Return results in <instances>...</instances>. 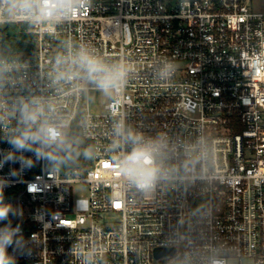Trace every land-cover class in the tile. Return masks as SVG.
Segmentation results:
<instances>
[{
	"label": "built area",
	"instance_id": "built-area-1",
	"mask_svg": "<svg viewBox=\"0 0 264 264\" xmlns=\"http://www.w3.org/2000/svg\"><path fill=\"white\" fill-rule=\"evenodd\" d=\"M11 27L32 34L23 55L34 68L43 69L71 38L126 56L137 69L118 99L91 112L96 142L126 116L148 134L203 129L218 152L215 186L193 181L131 202L116 187L115 164L103 157L55 177L43 162L15 177L10 170L19 165L5 164V200L23 209L22 221L10 219L31 248L17 253V264H79L90 250L106 264H169L174 250L164 241L186 223L201 247L215 244L236 264H264V8L253 0H91L58 28ZM7 28L0 25V35ZM164 57L179 63L172 83L151 74ZM8 148L0 142V150ZM158 248L169 251L156 255Z\"/></svg>",
	"mask_w": 264,
	"mask_h": 264
},
{
	"label": "clouds",
	"instance_id": "clouds-1",
	"mask_svg": "<svg viewBox=\"0 0 264 264\" xmlns=\"http://www.w3.org/2000/svg\"><path fill=\"white\" fill-rule=\"evenodd\" d=\"M90 6L91 0H0V25L58 28ZM178 69L175 58L164 57L152 65L151 74L159 83H172ZM137 77L126 56L110 57L71 38L60 41L43 69L34 68L33 60L0 35V142L9 145L0 150V169L18 164L9 173L15 177L43 162L55 177L103 157L115 164L120 174L116 187L129 202L193 181L215 186L217 145L203 129L188 136L163 128L148 134L122 116L112 120L104 142H96L91 105L115 101ZM10 183L0 176V264H17V253L31 254L21 224L13 226L10 219H23V209L5 200ZM29 191L35 188L30 185ZM164 243L174 250L169 264H229L231 259L223 250L214 251L215 244L201 247L187 223L172 229ZM79 264L106 261L90 250L80 254Z\"/></svg>",
	"mask_w": 264,
	"mask_h": 264
},
{
	"label": "trees",
	"instance_id": "trees-1",
	"mask_svg": "<svg viewBox=\"0 0 264 264\" xmlns=\"http://www.w3.org/2000/svg\"><path fill=\"white\" fill-rule=\"evenodd\" d=\"M6 39L12 43L13 46L20 52L25 53L32 48V34L29 32H18L15 27H8L6 29ZM90 163L89 161H82L81 166Z\"/></svg>",
	"mask_w": 264,
	"mask_h": 264
},
{
	"label": "rangeland",
	"instance_id": "rangeland-1",
	"mask_svg": "<svg viewBox=\"0 0 264 264\" xmlns=\"http://www.w3.org/2000/svg\"><path fill=\"white\" fill-rule=\"evenodd\" d=\"M253 3L256 7H260V8H264V2L262 0H253ZM105 102L103 101H100V100H96L92 105H91V108H90V111L92 113H98L100 112L101 110V107L102 105L104 104ZM79 188L76 187L75 188V195L78 196L79 195ZM236 260H230V264H236ZM240 264H251V262L247 259H244L241 261Z\"/></svg>",
	"mask_w": 264,
	"mask_h": 264
},
{
	"label": "water",
	"instance_id": "water-1",
	"mask_svg": "<svg viewBox=\"0 0 264 264\" xmlns=\"http://www.w3.org/2000/svg\"><path fill=\"white\" fill-rule=\"evenodd\" d=\"M5 37V34H2ZM163 251H169L168 249L158 248L156 249V255H160Z\"/></svg>",
	"mask_w": 264,
	"mask_h": 264
},
{
	"label": "snow or ice",
	"instance_id": "snow-or-ice-1",
	"mask_svg": "<svg viewBox=\"0 0 264 264\" xmlns=\"http://www.w3.org/2000/svg\"><path fill=\"white\" fill-rule=\"evenodd\" d=\"M117 206H119V205H117Z\"/></svg>",
	"mask_w": 264,
	"mask_h": 264
}]
</instances>
